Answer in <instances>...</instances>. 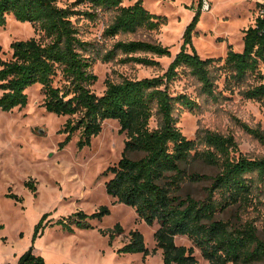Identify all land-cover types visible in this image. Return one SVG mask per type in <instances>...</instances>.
I'll list each match as a JSON object with an SVG mask.
<instances>
[{"label":"trees","instance_id":"obj_1","mask_svg":"<svg viewBox=\"0 0 264 264\" xmlns=\"http://www.w3.org/2000/svg\"><path fill=\"white\" fill-rule=\"evenodd\" d=\"M81 3L88 8L77 9ZM202 4L203 0H199L198 10L183 33L180 50L164 73L123 77L119 81L108 79L105 91L97 94L91 85L98 78L92 70L98 58L110 60L122 53V62L153 66L160 63L155 56H171L172 51L159 42L134 39L119 40L102 55L93 41L83 37L74 17L94 19L100 11H113L112 22L104 31L111 37L121 32L156 29L164 19L147 9L143 0L129 5L124 0H75L66 6L58 0H0V28L13 15L17 20L32 22L40 35L14 40L11 56L0 58V108L12 110L27 105V89L40 84L43 106L68 116L60 129L66 134L62 146L77 132L79 147L90 145L106 119H117L119 131L126 135L125 146L120 160L104 172L111 174L105 182L106 190L118 202L133 206L148 224H159L154 236L157 247L162 249L163 264H200L193 247L176 242L177 235L188 236L208 264H253L264 261V240L256 226L246 222L238 227L217 214L234 205L246 209L254 204L256 192L264 184V156L236 155L239 145L232 134L200 128L194 138H189L178 125L183 109L200 106L191 94L171 89L182 73L198 82L200 94L213 99L219 95L216 81L220 67L216 64L222 57H202L193 43ZM243 44L241 51L229 46L223 65L229 71L228 80L242 84L249 75H255L258 83L242 93L264 101V74L260 69L264 61V21L257 18L244 31ZM243 126L264 144L262 129L245 123ZM196 160L218 171L207 174L189 169L188 165ZM202 181L209 182L204 196L187 190L188 183ZM26 184L36 190L33 182ZM8 197L23 201L15 192L8 193ZM110 211L108 205L92 213L80 210L57 223L70 231L74 230L72 222L91 228V219L101 220ZM45 216L35 225L33 243L44 231ZM113 238L110 232V241ZM119 251L147 253L143 232L131 230L130 241ZM5 264L77 263L49 262L34 251L32 244L16 263Z\"/></svg>","mask_w":264,"mask_h":264},{"label":"rangeland","instance_id":"obj_2","mask_svg":"<svg viewBox=\"0 0 264 264\" xmlns=\"http://www.w3.org/2000/svg\"><path fill=\"white\" fill-rule=\"evenodd\" d=\"M74 1L58 0V3L66 6ZM135 1L124 0V4ZM207 1L210 8H201L193 43L202 57H222L216 64L220 67L216 81L219 95L213 99L200 94L198 82L182 73L171 89L191 94L200 106L193 110L183 109L178 125L189 138H194L200 128L232 134L239 145L236 155L263 157L264 144L243 126L245 123L264 131V101L247 98L242 93L248 86L258 83V78L249 75L242 84H236L228 80L229 71L223 66L230 45L237 51L243 49L244 31L256 23V0ZM143 3L165 20L158 28L121 32L111 37L104 31L112 22L113 11H100L94 19L83 15L74 17L83 37L93 41L102 55L117 41L134 39L159 42L170 46L172 51L171 56H155L160 63L153 66L122 62L125 57L122 53L110 60L98 58L92 67L98 78L91 85L97 94L105 91L108 79L119 81L123 77L142 78L164 73L180 50L183 33L198 10L199 0H143ZM76 8L83 10L88 6L81 3ZM27 23L8 16L6 25L0 28V58L11 56L14 40L40 36L34 24ZM41 87L35 84L27 89V105L12 110L0 108V264L16 263L32 244L34 251L49 262L163 264L162 249L157 247L154 236L159 224H148L133 206L118 202L106 190L105 182L111 174L104 172L120 160L125 146L126 135L119 131V121L106 119L102 131L92 138L90 145L79 147L80 133L77 132L62 146L66 134L60 129L68 116L58 115L43 106ZM132 155L137 156L136 153ZM188 168L207 174L218 171L217 167L200 160L192 162ZM28 181L35 184L36 190L26 184ZM208 183H188L186 188L202 197ZM10 192L22 196L23 201L8 197ZM103 205H108L111 211L101 220L91 219L94 227L81 228L72 222L74 230L70 231L57 223L74 212L92 213ZM44 214V231L33 243L35 225ZM217 216L238 227L252 222L264 240V184L256 192L252 206L245 209L234 205L218 212ZM133 229L143 232L149 249L147 253L119 251L130 241ZM110 232L114 233L112 241ZM175 240L193 247L199 263L208 264L188 236L177 235ZM253 264H264V261Z\"/></svg>","mask_w":264,"mask_h":264},{"label":"built area","instance_id":"obj_3","mask_svg":"<svg viewBox=\"0 0 264 264\" xmlns=\"http://www.w3.org/2000/svg\"><path fill=\"white\" fill-rule=\"evenodd\" d=\"M202 6L204 7V9L210 8L209 2L207 0H203ZM256 15L258 19L264 21V0H256ZM260 69L264 74V61L261 63Z\"/></svg>","mask_w":264,"mask_h":264},{"label":"bare ground","instance_id":"obj_4","mask_svg":"<svg viewBox=\"0 0 264 264\" xmlns=\"http://www.w3.org/2000/svg\"><path fill=\"white\" fill-rule=\"evenodd\" d=\"M27 23V22H26ZM28 24V23H27Z\"/></svg>","mask_w":264,"mask_h":264}]
</instances>
